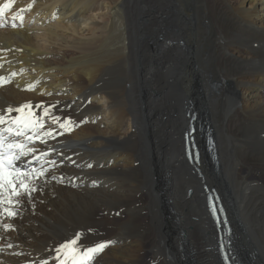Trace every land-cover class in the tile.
I'll return each mask as SVG.
<instances>
[{
	"label": "bare ground",
	"instance_id": "1",
	"mask_svg": "<svg viewBox=\"0 0 264 264\" xmlns=\"http://www.w3.org/2000/svg\"><path fill=\"white\" fill-rule=\"evenodd\" d=\"M0 19V114L56 105L38 134L63 133L28 145L47 155L24 166L47 172L0 216V264H60L76 233L81 250L113 242L89 264H221L205 181L232 247L264 264V0H0ZM188 107L215 137L198 170Z\"/></svg>",
	"mask_w": 264,
	"mask_h": 264
},
{
	"label": "snow or ice",
	"instance_id": "2",
	"mask_svg": "<svg viewBox=\"0 0 264 264\" xmlns=\"http://www.w3.org/2000/svg\"><path fill=\"white\" fill-rule=\"evenodd\" d=\"M28 87L31 90L33 86ZM35 107L42 108L43 114L35 116L31 111L25 112V109L32 108L30 104L22 105L16 109L9 107L5 110V114H0V125H7L0 127V216L6 215L8 218H15L19 214L18 209L21 207L23 198L32 199L33 194L39 190L35 181L44 177L47 172V169L42 168L37 171L35 168L24 166L25 163L30 165L32 160L47 155V153H41L39 157L36 156V150L29 147V143L34 140L46 143L44 137L55 138V135H63V133H57L55 129L38 134L39 130L44 127V116H49L53 123H58L61 118L51 116L49 111V108H55L56 105L44 106L41 103ZM13 111L17 113L15 117L10 116ZM71 124L72 121L69 117L65 118L63 123H59V127L69 131ZM28 132H31L32 135H27ZM16 137H23V140H17ZM29 154H32V160L25 162L23 158L28 157ZM10 227L9 224H3L5 230ZM81 238L82 234L76 233L74 238L65 241L56 249L57 258L61 255L64 257L63 260H60V264H89L109 243H113L112 241L101 242L81 250ZM42 264H48V262L43 261Z\"/></svg>",
	"mask_w": 264,
	"mask_h": 264
},
{
	"label": "rangeland",
	"instance_id": "3",
	"mask_svg": "<svg viewBox=\"0 0 264 264\" xmlns=\"http://www.w3.org/2000/svg\"><path fill=\"white\" fill-rule=\"evenodd\" d=\"M145 7H147V5L146 4H140V3H137V6H136V4H135V8H138V9H141V8H144L145 9ZM97 12H99V11H97ZM96 12V13H97ZM1 20V19H0ZM23 20H24V18H21L18 22L21 24V23H23ZM181 29L183 30V31H185V32H187V30H188V28H187V26L186 25H184V23H183V25H181ZM180 50V49H179ZM162 56V54L160 55V57ZM176 64H178V62H176ZM189 100H186L185 101V103H187ZM192 109L190 108V107H188L187 108V111L190 113V111H191ZM202 121V120H201ZM202 123L204 124V126H205V124H207L204 120L202 121ZM206 130H208V128H206ZM210 132V134L212 135V137L213 138H215L214 137V133H213V131L212 130H210L209 131ZM214 146H215V140H214ZM209 157V155H207V157H206V160H207V158ZM203 158V157H202ZM208 163H210L209 162V160H208ZM208 163L206 164H204V165H208ZM209 166V169H210V171H211V175L212 176H214L215 177V170H213L214 168L211 166V164H209L208 165ZM204 168H205V166H204ZM205 171L207 172V174L209 175L210 173H208V171L206 170V168H205ZM206 182V184H208L209 186H215L216 187V185L215 184H213V183H210V182H207V181H205ZM204 183V182H203ZM217 188V187H216ZM217 190L219 191V189L217 188ZM191 193V188L190 189H186L185 190V194H186V196H188L189 194ZM219 193H220V191H219ZM221 195V194H220ZM222 197V196H221ZM184 200V199H183ZM222 200H223V198H222ZM223 202H224V200H223ZM188 203H190V202H188ZM225 203V202H224ZM225 205H226V203H225ZM190 206V205H189ZM227 206V205H226ZM228 207V206H227ZM227 211H228V216H229V218H230V220H232V222H233V228H234V230H235V233H236V239H237V232H236V230H237V224L235 223V219L233 218V216L231 215V213H230V211H229V209L227 208ZM198 223H199V221H197L196 222V224L198 225ZM236 228V229H235ZM238 246H239V243H238V245H237V247L236 246H234V250H235V252H236V254H237V256L240 258V259H245V256L243 255V253L240 251V246H239V248H238ZM190 250V248L188 247L187 248V252ZM188 254V253H187ZM245 254V253H244ZM247 256H248V254H246ZM246 264H249L248 262L246 263Z\"/></svg>",
	"mask_w": 264,
	"mask_h": 264
}]
</instances>
